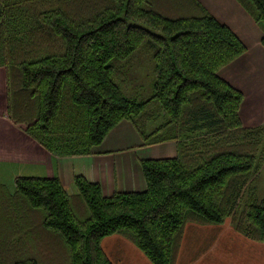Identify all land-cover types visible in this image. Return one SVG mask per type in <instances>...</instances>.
<instances>
[{"label": "trees", "instance_id": "16d2710c", "mask_svg": "<svg viewBox=\"0 0 264 264\" xmlns=\"http://www.w3.org/2000/svg\"><path fill=\"white\" fill-rule=\"evenodd\" d=\"M260 31L264 0H234ZM146 50L152 94L126 97L124 65ZM245 48L197 0H0V106L7 121L59 157L84 156L120 121L143 146L142 192L101 194L73 177L18 176L0 185V264H111L118 235L150 264H175L186 223L222 225L264 245V198L240 204L264 163V125L245 128L241 93L217 72Z\"/></svg>", "mask_w": 264, "mask_h": 264}, {"label": "crops", "instance_id": "0c3cea01", "mask_svg": "<svg viewBox=\"0 0 264 264\" xmlns=\"http://www.w3.org/2000/svg\"><path fill=\"white\" fill-rule=\"evenodd\" d=\"M197 2L217 22L228 27L244 46V52L220 68L217 75L241 93L242 100L238 108L241 125L245 128L264 125V49L259 42V29L234 0ZM174 155V142L143 146L132 126L122 120L98 146L91 149L89 155L55 156L12 126L0 106V185L3 186L1 173L6 172L12 187L13 179L18 176L56 178L70 196L76 194L73 185L75 176L97 183L104 197L114 192H142L145 185L139 162L170 159ZM226 226L229 229H224L223 224L202 226L186 223L175 264H225L226 258L221 260L215 250L228 248L227 242L234 240L240 241L248 250L264 248L260 243L235 233L229 225ZM100 248L111 264H150L136 247L118 235L103 237ZM248 253L245 249L242 261L250 264L255 261L257 264V259H252ZM229 262H233L231 256Z\"/></svg>", "mask_w": 264, "mask_h": 264}, {"label": "rangeland", "instance_id": "374dc122", "mask_svg": "<svg viewBox=\"0 0 264 264\" xmlns=\"http://www.w3.org/2000/svg\"><path fill=\"white\" fill-rule=\"evenodd\" d=\"M152 68L153 65L150 55L146 50L141 49L135 52L124 65L122 71V82L120 84L122 93L130 99L143 100L148 98L152 94ZM1 175L2 183L9 192H12L13 187L7 180L6 172H2ZM253 198H264V163L261 165L258 173L254 175L251 181L247 184L240 204L249 203ZM223 225L224 229H226V227L229 229V227L226 226L229 225V219H225ZM222 245L224 244L222 243ZM227 245L228 248L226 247L224 250H220V248L215 250V254L218 255L221 260L226 258V261H224L225 264L231 263L229 262V256L233 258L232 264H250V262L242 261V254L245 252V249L250 252L248 254L252 256V259H257V264H264V248H251L248 250L245 248L244 244H241L240 241L236 240L227 242ZM261 246L264 247L263 244H261ZM255 263V261H252L251 264ZM215 264H217V262Z\"/></svg>", "mask_w": 264, "mask_h": 264}]
</instances>
